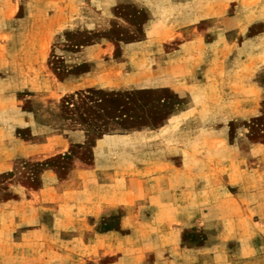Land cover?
Masks as SVG:
<instances>
[{
	"label": "rangeland",
	"instance_id": "374dc122",
	"mask_svg": "<svg viewBox=\"0 0 264 264\" xmlns=\"http://www.w3.org/2000/svg\"><path fill=\"white\" fill-rule=\"evenodd\" d=\"M155 258L264 264V0H0V264Z\"/></svg>",
	"mask_w": 264,
	"mask_h": 264
},
{
	"label": "crops",
	"instance_id": "0c3cea01",
	"mask_svg": "<svg viewBox=\"0 0 264 264\" xmlns=\"http://www.w3.org/2000/svg\"><path fill=\"white\" fill-rule=\"evenodd\" d=\"M147 8H150L148 5H147ZM151 8H153L152 6H151ZM150 8V9H151ZM67 16V15H66ZM73 16H74V14H73ZM77 16V15H76ZM97 200V199H96ZM104 200H107L106 198L104 199ZM104 200L102 199L101 201L103 202L102 204L100 203L99 204V207H97V205H95V207H94V209H93V211H88V213H86V215H90V216H98L101 212H102V210H104V208L107 206H109V204H104ZM86 201H87V199H86ZM86 201H84V202H86ZM106 209V208H105ZM109 234H113V232H110V233H108V234H105V235H109ZM98 237V236H97ZM100 237H103V236H99V238ZM157 259V260H156ZM156 260V261H155ZM155 262L153 261L151 264H169V261H167V259H162V258H155Z\"/></svg>",
	"mask_w": 264,
	"mask_h": 264
}]
</instances>
